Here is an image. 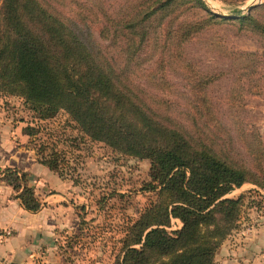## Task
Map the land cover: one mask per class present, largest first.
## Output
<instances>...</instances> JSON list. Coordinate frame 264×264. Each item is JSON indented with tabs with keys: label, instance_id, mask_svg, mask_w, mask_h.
Segmentation results:
<instances>
[{
	"label": "rangeland",
	"instance_id": "rangeland-1",
	"mask_svg": "<svg viewBox=\"0 0 264 264\" xmlns=\"http://www.w3.org/2000/svg\"><path fill=\"white\" fill-rule=\"evenodd\" d=\"M99 1L109 10L133 2ZM147 22L148 39L138 52L146 60L132 65L137 83L181 112L190 109L195 115L205 104L207 109L200 111L212 121L196 133L219 140L208 143L213 152L245 171L247 182L224 196L240 199L233 220L226 224L218 217L223 226H234L218 249L230 245L237 250L242 226H264V0H177ZM0 111L8 127L23 131L33 126L27 147L40 153L39 164L46 158L57 167L44 165L48 172L31 175L28 183L40 201L52 194L62 200L55 208L60 227L44 264H117L131 238L129 226L149 212L165 211L171 199L164 185L154 181L150 157L126 155L93 141L66 111L41 120L17 95L0 92ZM167 226L176 231L183 222L171 217Z\"/></svg>",
	"mask_w": 264,
	"mask_h": 264
},
{
	"label": "trees",
	"instance_id": "trees-1",
	"mask_svg": "<svg viewBox=\"0 0 264 264\" xmlns=\"http://www.w3.org/2000/svg\"><path fill=\"white\" fill-rule=\"evenodd\" d=\"M176 1L133 0L109 10L99 0H0V92L24 98L41 120L66 111L93 141L150 157L154 181L171 199L164 212H149L129 226L131 238L117 264H215L234 227L218 217L230 224L240 204L224 196L247 182L245 171L208 144L219 140L196 133L212 121L200 111L205 104L195 115L181 112L133 76L132 65L146 60L138 52L148 39L147 19ZM35 130L27 126L23 132L32 137ZM40 164L57 169L46 158ZM3 174L27 211L42 208L28 172L6 168ZM171 217L183 222L179 230H168Z\"/></svg>",
	"mask_w": 264,
	"mask_h": 264
},
{
	"label": "crops",
	"instance_id": "crops-1",
	"mask_svg": "<svg viewBox=\"0 0 264 264\" xmlns=\"http://www.w3.org/2000/svg\"><path fill=\"white\" fill-rule=\"evenodd\" d=\"M6 121L0 111V264H44V253L53 248L55 230L60 227L55 208L62 200L55 199V194L45 195L42 208L35 213L22 206L18 192L5 182L3 170L18 168L39 176L48 169L27 147L29 136L19 128L8 127ZM66 209L67 213L71 211ZM240 241L237 250L230 245L218 249L216 264H264V226H242Z\"/></svg>",
	"mask_w": 264,
	"mask_h": 264
}]
</instances>
